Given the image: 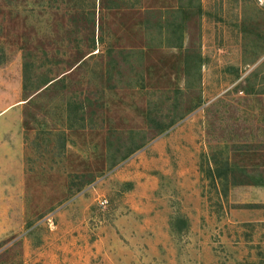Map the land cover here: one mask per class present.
Wrapping results in <instances>:
<instances>
[{"label":"rangeland","instance_id":"1","mask_svg":"<svg viewBox=\"0 0 264 264\" xmlns=\"http://www.w3.org/2000/svg\"><path fill=\"white\" fill-rule=\"evenodd\" d=\"M12 105L0 264H264L259 0H0Z\"/></svg>","mask_w":264,"mask_h":264},{"label":"crops","instance_id":"2","mask_svg":"<svg viewBox=\"0 0 264 264\" xmlns=\"http://www.w3.org/2000/svg\"><path fill=\"white\" fill-rule=\"evenodd\" d=\"M16 108V105H12L6 109H1L0 110V122H1V119L3 117H5L7 114H9L11 111H13V109ZM13 128V126H10ZM3 130V129H2ZM14 130H11L9 133H5L4 134V137L0 136V164L1 163H4V162H8V161H13L14 160V156L16 155H11L9 154V151H10V146L9 144L7 143V138L8 135L11 133H13ZM4 153V154H2Z\"/></svg>","mask_w":264,"mask_h":264},{"label":"built area","instance_id":"3","mask_svg":"<svg viewBox=\"0 0 264 264\" xmlns=\"http://www.w3.org/2000/svg\"><path fill=\"white\" fill-rule=\"evenodd\" d=\"M259 3L261 4V5H264V0H259ZM104 204V203H103Z\"/></svg>","mask_w":264,"mask_h":264},{"label":"trees","instance_id":"4","mask_svg":"<svg viewBox=\"0 0 264 264\" xmlns=\"http://www.w3.org/2000/svg\"><path fill=\"white\" fill-rule=\"evenodd\" d=\"M118 1H120V0H118ZM47 84V83H46Z\"/></svg>","mask_w":264,"mask_h":264}]
</instances>
